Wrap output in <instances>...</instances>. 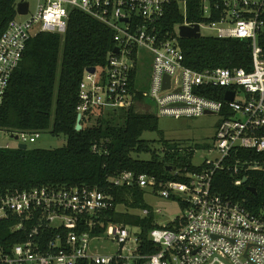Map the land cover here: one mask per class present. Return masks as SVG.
Segmentation results:
<instances>
[{
    "label": "built area",
    "instance_id": "1",
    "mask_svg": "<svg viewBox=\"0 0 264 264\" xmlns=\"http://www.w3.org/2000/svg\"><path fill=\"white\" fill-rule=\"evenodd\" d=\"M36 1L32 10L28 0H17V16L0 36V105L29 41L41 32L66 33L71 10H79L109 26L120 49L118 53L113 49L105 68L96 67L94 73L85 70L77 105L81 124L90 123L99 109L132 106L159 117L219 114L210 148L218 156L207 158L199 172H179L183 180L158 181L154 175L129 170L111 178L114 186L152 187L158 195L185 204V213L171 223L173 228L158 224L147 242L142 227L110 220V212L123 204L98 187L45 185L0 195V223L11 221L12 231H24L19 233L23 239L10 247L0 240V264H264V216L213 188L216 170L224 167L234 150L264 151V58L258 42L264 29V0H200L201 34L202 26H207L220 38L250 39V71L243 67L194 70L185 64L177 38L160 37L159 24L168 5L177 2L186 17L188 0ZM21 2L29 3L26 14L18 11ZM194 24L187 20L179 24L178 35L181 25ZM146 56L152 57L148 90L138 82ZM228 91L234 92L233 99L227 98ZM240 91L244 100L237 98ZM40 133L13 132L19 144L27 145L36 142ZM92 149L108 152L98 142ZM249 168L264 169V165L249 164ZM140 210L136 213L142 216L155 214L151 208ZM101 240L114 242L117 249L95 250ZM150 246L155 250L149 251Z\"/></svg>",
    "mask_w": 264,
    "mask_h": 264
},
{
    "label": "trees",
    "instance_id": "2",
    "mask_svg": "<svg viewBox=\"0 0 264 264\" xmlns=\"http://www.w3.org/2000/svg\"><path fill=\"white\" fill-rule=\"evenodd\" d=\"M16 3L17 0H0V36L17 16ZM200 6V0H188L185 17L177 2L169 4L159 24L160 37L177 38L185 64L194 70L218 67L252 70L250 39L178 35L177 26L185 20L203 22ZM258 42L264 58V29ZM114 47L113 30L79 10H71L66 33L41 32L29 41L0 105V128L11 132L50 130L52 135L66 137V142L56 148L0 147V195L45 185L98 187L112 193L116 203L124 206L112 210L110 220L142 227L141 236L147 242L150 230L158 226L156 216L153 212L142 216L133 211L150 208L145 201V189L136 184L114 186L111 178L129 170L138 175H154L158 181L183 180L179 172H199L204 163H193L198 147L181 148L162 139L163 152L156 150L142 136L146 131L162 134L159 116L138 111L134 106L99 109L95 112L97 117L90 119V123L84 121L81 130L76 129L79 86L84 72L93 66L105 68ZM218 89L224 92L223 88ZM95 142L106 146L108 152L93 151ZM142 153L151 156L142 159L139 157ZM249 164L264 165V151L234 150L224 167L214 174V192L264 216V169L249 168ZM245 178V183L236 184ZM249 187H254L256 193ZM179 203L185 209V204ZM12 225L11 221L0 223V240L8 247L23 239L19 233L24 231L14 232ZM167 226L173 228L171 223ZM154 250V246L149 247V251Z\"/></svg>",
    "mask_w": 264,
    "mask_h": 264
},
{
    "label": "rangeland",
    "instance_id": "3",
    "mask_svg": "<svg viewBox=\"0 0 264 264\" xmlns=\"http://www.w3.org/2000/svg\"><path fill=\"white\" fill-rule=\"evenodd\" d=\"M31 4L32 10L36 8V0H28ZM202 35L214 36L216 30L210 27L202 26ZM139 79L140 86L148 90L150 85V78L152 72V57H144L143 64L139 67ZM237 98L244 100V92L240 91ZM141 108V107H140ZM139 109V108H138ZM142 111L143 109H139ZM220 122L219 114H204L201 116H160L159 117V129L158 131H146L143 134V138L152 142L153 147L159 152H163L162 139L167 140L170 143H175L181 148L195 147L196 153L193 158V163L196 165L202 164L207 158H215L218 156L217 152H211L210 148L215 142V135ZM66 142V137L63 135H52L50 130L41 131L40 137L36 142L28 144L30 148H56L63 145ZM9 144V147H18L19 141L14 137L13 132L0 128V146L4 147ZM209 144L210 147H203L202 145ZM150 153H142L139 155L142 159H149ZM145 189V201L151 209L155 212L156 221L160 226H166L169 223L175 221L176 218L182 217L185 213V209L181 207L179 201L172 198H165L158 195L152 187H146ZM120 209H124V206H120ZM161 209V212L157 210ZM140 209L134 210V212H140ZM98 248L95 249L101 252H114L117 249V245L108 240H101L98 243Z\"/></svg>",
    "mask_w": 264,
    "mask_h": 264
},
{
    "label": "water",
    "instance_id": "4",
    "mask_svg": "<svg viewBox=\"0 0 264 264\" xmlns=\"http://www.w3.org/2000/svg\"><path fill=\"white\" fill-rule=\"evenodd\" d=\"M28 7H29V3L28 2H21L19 3V6H18V11L19 13H22V14H26L27 11H28ZM179 36L180 37H183V38H198V37H201L202 34H201V28H200V25L197 23V24H194V25H181L179 27ZM119 47H115L114 48V51L116 53L119 52ZM89 72L91 73H94L96 71V67L93 66V67H90L87 69ZM169 79L170 77L167 76L166 77V86H169ZM227 98L228 99H233L234 98V92L233 91H228L227 92ZM76 129L77 130H81L82 129V124H81V115H78V118H77V125H76ZM16 139L18 138V136H14ZM19 148H22V149H26L28 147L27 144L25 143H20L18 145ZM170 169H172L170 167ZM246 182V178L243 180V183ZM249 190H251L252 192L256 193V189L254 187H249L248 188Z\"/></svg>",
    "mask_w": 264,
    "mask_h": 264
}]
</instances>
